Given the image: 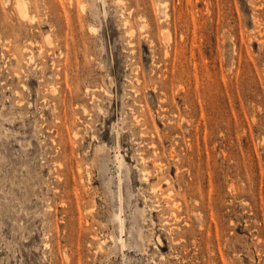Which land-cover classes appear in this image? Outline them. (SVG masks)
I'll return each instance as SVG.
<instances>
[{
    "label": "rangeland",
    "instance_id": "obj_1",
    "mask_svg": "<svg viewBox=\"0 0 264 264\" xmlns=\"http://www.w3.org/2000/svg\"><path fill=\"white\" fill-rule=\"evenodd\" d=\"M21 1L0 264H264V0Z\"/></svg>",
    "mask_w": 264,
    "mask_h": 264
},
{
    "label": "bare ground",
    "instance_id": "obj_2",
    "mask_svg": "<svg viewBox=\"0 0 264 264\" xmlns=\"http://www.w3.org/2000/svg\"><path fill=\"white\" fill-rule=\"evenodd\" d=\"M22 3H23V0L21 1ZM19 3V2H18ZM18 3H17V5H18ZM20 4L19 3V11H20V13H22V14H25L26 13V11H25V7L23 6L24 4ZM26 16V15H25ZM24 18V17H23ZM132 32V31H131ZM155 162V161H154ZM156 163V162H155ZM161 169V168H160ZM149 173V172H148ZM146 177V176H145ZM147 178V177H146ZM152 188H154V190H155V187H152ZM169 191V190H168ZM167 202V201H166ZM180 202V201H179ZM175 203V202H174ZM175 205V204H174ZM120 209V208H119ZM120 211V210H119ZM137 214V213H136ZM142 215V214H141ZM116 219H117V228H118V232H119V239H120V241H121V243H122V245H123V247L126 245V241H125V237H124V235L126 234V224H125V220L120 216V213L119 214H117L116 216ZM176 218V217H175ZM178 218V217H177ZM115 219V220H116ZM134 220H136V222L138 221L137 220V218L136 217H134ZM136 222H134L133 224H132V226L133 225H135L136 224ZM131 226V227H132ZM128 228V227H127ZM128 237V236H127ZM136 239H141V233L139 234L138 233V235L136 236ZM181 239V238H180Z\"/></svg>",
    "mask_w": 264,
    "mask_h": 264
}]
</instances>
